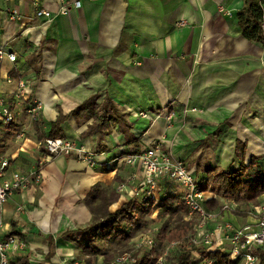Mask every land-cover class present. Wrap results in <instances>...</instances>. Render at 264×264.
<instances>
[{
	"label": "crops",
	"instance_id": "0c3cea01",
	"mask_svg": "<svg viewBox=\"0 0 264 264\" xmlns=\"http://www.w3.org/2000/svg\"><path fill=\"white\" fill-rule=\"evenodd\" d=\"M61 2L78 6L48 21L34 17L36 8L56 12ZM221 5L230 15L219 12ZM242 6L243 0H0V46L16 56L0 66V91L11 99L17 81L27 82L18 102L10 101L15 121L0 123V157L8 159V172L32 180L4 204L3 234L16 231L26 243L11 264L22 256L32 264L76 256V245L60 235L91 222L83 199L93 185L116 192L133 172L120 160L124 154L158 142L191 171L203 163L230 171L264 153V48L242 35ZM93 94L97 104L112 102L105 110L114 118L103 133L91 129L92 117L72 114ZM32 102L41 106L34 114L27 112ZM59 114L66 116L63 137L93 152L94 166L73 155L46 158L42 139ZM117 194L110 210L129 199Z\"/></svg>",
	"mask_w": 264,
	"mask_h": 264
},
{
	"label": "built area",
	"instance_id": "2783aa9c",
	"mask_svg": "<svg viewBox=\"0 0 264 264\" xmlns=\"http://www.w3.org/2000/svg\"><path fill=\"white\" fill-rule=\"evenodd\" d=\"M71 6H78V2H61L56 12L36 8L34 17L48 21L58 13H67ZM218 10L230 15L223 5L219 6ZM10 18L20 19L15 14L10 15ZM183 24V21L177 22L179 26ZM15 57L14 52L7 51L0 46V66L4 59L14 61ZM7 81L10 82V79ZM26 85L27 82L24 80L17 81V87L12 92L11 99L6 98L0 91V123L10 124L15 121L10 101L18 102L24 94ZM40 107L39 103L32 102L27 112L34 114ZM137 114L144 118H151L146 112L139 111ZM172 114L169 112L165 115L167 122L171 121ZM33 119H36V116ZM19 136L24 135L21 132ZM42 146L46 151V158L61 154L76 156L90 166H94L96 162L93 152L87 150L84 145H77L73 139L67 137H46ZM120 160L131 167L133 172L124 181L117 183L115 190L119 194H125L129 199L140 202L145 208H149L146 213L148 218L154 220L158 213H162L163 207L160 202L163 196L176 195L187 209L184 220L192 221V231L188 236L192 246L206 251L220 250L228 253L230 260L236 264H256L258 262L257 250L264 248V192L249 208L246 223L239 225L226 218V215L236 212L240 202L225 197L218 201L215 208H210L209 200L215 196L199 188L192 171L183 161L165 152L158 142L138 152L124 154ZM261 163L264 168V153L261 154ZM105 164L107 166L109 163ZM8 166V159L0 157V264H11V258L26 249L25 241L18 235L3 234L5 228L3 211L9 196L25 189L32 182L28 174L20 171L8 172ZM137 168L141 171L140 176L135 173ZM34 175V182H38L40 174L37 172ZM159 228V225L154 224L145 232L134 236V250L153 252L158 242ZM179 243V241H172L170 246L165 248V252L158 257L156 264H165V256L170 247ZM225 246L228 247V251H224ZM135 260L136 257L131 250L115 256L109 264H133ZM59 264L83 263L74 255H70ZM195 264L217 263L207 254H197Z\"/></svg>",
	"mask_w": 264,
	"mask_h": 264
},
{
	"label": "trees",
	"instance_id": "16d2710c",
	"mask_svg": "<svg viewBox=\"0 0 264 264\" xmlns=\"http://www.w3.org/2000/svg\"><path fill=\"white\" fill-rule=\"evenodd\" d=\"M237 24L242 35L249 41L260 43L264 48V0H243V6L236 15ZM98 94L91 95L85 102L72 111L73 115L85 113L93 118L91 129L96 133H103L104 125L113 119L107 115L106 104H112L107 97L101 104L96 103ZM121 118L125 114H119ZM66 116L59 114L52 122L46 137H63L60 124ZM91 130V131H92ZM261 156L253 157L249 164H241L239 168L230 171L208 163L196 164L192 171L195 183L202 190L215 196L209 200V206H215L222 198H233L247 206L257 200L264 192V168L261 165ZM118 198L116 192L106 194L103 188L95 184L84 196V202L92 213L91 222L74 230H66L61 237L71 240L77 248L76 258L83 264H97L100 252L98 243L110 239L121 238L128 241L136 236L148 222L146 208L140 202L127 199L119 207L110 210L109 206ZM164 215L167 218L162 222L157 237L159 241H179L178 253L171 257L165 256V264H195L197 254H207L214 258L217 264H236L231 261L228 253L220 250L206 251L190 244L188 236L192 231V221L184 220L186 207L176 195H166L161 199ZM245 212V209L242 210ZM8 234H18L11 231ZM53 241H49L51 247ZM171 253V252H170ZM258 262L264 264V248L257 250ZM160 255L157 253H138L133 264H156ZM113 257V253L105 255L106 264ZM13 264H32L28 256H22Z\"/></svg>",
	"mask_w": 264,
	"mask_h": 264
},
{
	"label": "rangeland",
	"instance_id": "374dc122",
	"mask_svg": "<svg viewBox=\"0 0 264 264\" xmlns=\"http://www.w3.org/2000/svg\"><path fill=\"white\" fill-rule=\"evenodd\" d=\"M257 201H258V199L253 201V202H250L249 204H247V206H245L244 204L240 203L239 206H238V210H236V212L231 213L233 216H235L237 218H240V220L239 221H235V220H232L233 218L232 219L229 218V220L232 221L233 223H238L239 225H243L244 223H246L248 210ZM217 204L215 206H212V207L209 206V207L210 208H215L217 206ZM244 209H245V212L242 211ZM147 211H149V208L146 210V213H147ZM159 214L160 215H162V214L164 215V211H162V213H158L157 216H156V219H154V220L148 218V216H147V218H148V220L150 222H148L147 225L145 226V228H143L138 234L145 232L148 228H150L154 224H157V225L160 224L161 225L162 222L167 218V216H163L162 219L161 218L159 219ZM185 215H186V213H185ZM171 242L172 241H169V242L168 241H159V239H158V242H157V245H156V249L153 252H150V253H154L155 252L158 255H162L165 252V248L170 246ZM98 246H99L100 252L98 254L97 264H106L104 257H105L106 254H109V253H113V257L112 258H114L117 255H121L124 252L131 251V250L133 251V255L135 257H136V254H138V253H146V254L148 253V254H150L149 252H144L143 250H134L133 238L128 240V241H124L121 238L110 239V240L98 243ZM178 246H179V244L175 245L174 247H170V250L168 251L167 254H171V257L174 256L176 253H178ZM226 250L228 251V247L227 246L224 247V251H226ZM112 258L110 259V261L112 260ZM109 262L107 264H109Z\"/></svg>",
	"mask_w": 264,
	"mask_h": 264
}]
</instances>
